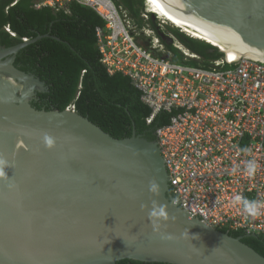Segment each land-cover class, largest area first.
I'll return each instance as SVG.
<instances>
[{
  "label": "water",
  "instance_id": "1",
  "mask_svg": "<svg viewBox=\"0 0 264 264\" xmlns=\"http://www.w3.org/2000/svg\"><path fill=\"white\" fill-rule=\"evenodd\" d=\"M164 1L264 63V0ZM44 37L0 45V155L10 164L0 179V264H264L241 237L174 203L157 141L134 127L116 139L77 112L33 106L46 84L15 62ZM45 134L55 139L51 149ZM153 179L158 196L148 191ZM153 201L169 216L158 230L148 217Z\"/></svg>",
  "mask_w": 264,
  "mask_h": 264
},
{
  "label": "built area",
  "instance_id": "2",
  "mask_svg": "<svg viewBox=\"0 0 264 264\" xmlns=\"http://www.w3.org/2000/svg\"><path fill=\"white\" fill-rule=\"evenodd\" d=\"M108 1L116 16L107 17L89 0H39L34 7L59 12L76 2L96 12L106 22L105 29H97L101 64L110 75L120 73L132 80L142 103L151 109L147 126L167 116V123L153 135L175 202L211 228L264 237V208L251 217L233 203L236 195L264 201V63L243 57L230 60L210 44L224 57L209 68L175 64L155 31L144 28L141 33L149 43L139 44L138 26ZM119 10L131 24L122 21ZM143 18L147 21L148 13ZM167 42L185 63L200 60L172 35ZM68 110L75 112V106ZM251 158L258 169L248 176L244 165Z\"/></svg>",
  "mask_w": 264,
  "mask_h": 264
},
{
  "label": "trees",
  "instance_id": "3",
  "mask_svg": "<svg viewBox=\"0 0 264 264\" xmlns=\"http://www.w3.org/2000/svg\"><path fill=\"white\" fill-rule=\"evenodd\" d=\"M36 1L0 0V45L3 48L17 46L23 39L35 40L48 36L24 48L15 62L17 69L34 75L49 87L48 92L38 93V101L33 106L42 110V105L46 107L47 104L48 111H63L74 104L78 114L87 117L116 139L131 137L135 128L137 134L155 141L154 130L167 123V116L161 115L152 126H147L146 119L151 109L142 103L141 93L132 80L120 73L110 75L100 62L96 31L98 28L104 29L106 22L91 8L76 2L55 12L50 8L36 9ZM111 1L117 8L125 10L140 29L147 26L155 31L172 53L168 59L175 64L209 68L211 62L223 56L209 44L193 39L176 28H168L167 34L151 14L145 21L146 0ZM168 35H172L200 60L185 63L183 55L167 42ZM222 232L233 238L241 237L244 244L264 257V237ZM118 264L166 263L125 260Z\"/></svg>",
  "mask_w": 264,
  "mask_h": 264
},
{
  "label": "bare ground",
  "instance_id": "4",
  "mask_svg": "<svg viewBox=\"0 0 264 264\" xmlns=\"http://www.w3.org/2000/svg\"><path fill=\"white\" fill-rule=\"evenodd\" d=\"M146 1L148 3L149 13L154 14L159 19L172 25L174 28L184 31L189 36L192 35L194 38L200 39L199 41L203 40L209 44H216L220 48L214 44L212 45L219 48L222 52H225L227 56H229L230 60H238L242 58V56L233 51V40L224 38L216 33L196 25L172 9L164 0ZM89 3L97 6L99 11L102 14H105L107 17L117 15L114 5H112V3H110L108 0H89Z\"/></svg>",
  "mask_w": 264,
  "mask_h": 264
},
{
  "label": "clouds",
  "instance_id": "5",
  "mask_svg": "<svg viewBox=\"0 0 264 264\" xmlns=\"http://www.w3.org/2000/svg\"><path fill=\"white\" fill-rule=\"evenodd\" d=\"M147 1H145V12H144V15L148 13V16L149 14H151L155 19L157 18V16H155L154 14L152 13H149L148 12V9H147ZM144 19V18H143ZM158 19V18H157ZM145 20V19H144ZM146 21V20H145ZM106 28V27H105ZM104 28V29H105ZM146 29L148 27H145ZM100 29V28H98ZM177 29V28H176ZM180 30V29H178ZM181 32H183L182 30H180ZM8 32V31H7ZM184 33V32H183ZM96 34H97V31H96ZM185 34V33H184ZM187 35V34H186ZM188 36V35H187ZM190 37V36H189ZM192 38V37H191ZM98 39V38H97ZM28 40V39H27ZM24 41V39H23ZM25 42V41H24ZM205 42V41H203ZM206 43V42H205ZM209 44V43H207ZM210 45V44H209ZM211 46V45H210ZM213 47V46H212ZM215 48V47H213ZM217 49V48H215ZM218 50V49H217ZM221 53V52H220ZM222 54V53H221ZM224 57V54H222ZM221 57V58H222ZM101 60V59H100ZM101 62V61H100ZM103 65V64H102ZM71 106H75L74 104H72ZM70 106V107H71ZM69 108V107H68ZM68 108L66 110H68ZM75 112H76V108H75ZM147 124V123H146ZM139 135V134H138ZM144 136V135H143ZM44 144H45V147L46 148H53L55 146V139L47 134H45L44 136ZM242 151H245L247 152L248 150L247 149H243ZM10 164H9V161L7 159H5L2 155H0V179H7L8 176L7 174L5 173L4 169L9 167ZM257 169H258V163L257 161L254 159V158H251V159H248L245 161V165H244V170L246 172V174L248 176H253L255 175V173L257 172ZM160 185L159 183L153 179L149 182V185H148V191L155 195V196H158L160 194ZM170 193H171V188H170ZM171 197H172V200L175 202V199L174 197L172 196L171 194ZM233 203L236 204V205H239L241 206L242 208V211L247 214L248 216H251V217H256L260 214L261 212V209L264 208V201H258V200H255V199H248V198H245L241 195H236L234 197V200H233ZM177 204V203H176ZM178 205V204H177ZM178 207L180 208V206L178 205ZM148 217L150 219V221L152 222L153 224V227L154 229L158 230L161 226V221H167L169 219V216H168V213L167 211L165 210L164 207H157L156 205V201H153L152 202V210L149 211L148 213ZM191 217V216H190ZM192 218V217H191ZM207 226V225H206ZM209 227V226H208ZM218 231H221L222 230H225V231H229V230H226V229H216ZM229 232H232V231H229ZM228 234V233H226ZM244 234V233H242ZM229 235V234H228ZM246 237H253V238H256L258 236H250V235H246L244 234ZM263 237V236H262ZM167 238H171V237H167Z\"/></svg>",
  "mask_w": 264,
  "mask_h": 264
},
{
  "label": "rangeland",
  "instance_id": "6",
  "mask_svg": "<svg viewBox=\"0 0 264 264\" xmlns=\"http://www.w3.org/2000/svg\"><path fill=\"white\" fill-rule=\"evenodd\" d=\"M37 1H39V0H37ZM147 5V9H149L148 8V3L146 4ZM120 11V10H119ZM125 11V10H124ZM149 12V11H148ZM123 15H126L127 17H128V15H127V13H124L123 11H120V16H121V18H122V21H125V22H129L128 20H130V19H127L126 17H124ZM158 18V17H157ZM156 18V19H157ZM157 21L159 22V24L160 25H162L163 26V31L164 32H166L167 34H168V28H174L172 25H170L169 23H166L165 21H163V20H161V19H157ZM129 24H131L130 22H129ZM168 24V25H167ZM147 27V26H146ZM138 29H139V32H138V34H141V38H139L138 39V43L139 44H141V45H148V43H149V41H146L147 39L146 38H144V35H142V33H141V31L144 29H141L140 30V28L138 27ZM148 29V28H147ZM175 29V28H174ZM184 32V31H183ZM188 35V34H187ZM191 37L193 38V36L191 35ZM203 41V40H202ZM172 42H173V40H172ZM211 44H214V43H211ZM214 45H216V44H214ZM217 46V45H216ZM217 47H219V46H217ZM220 48V47H219Z\"/></svg>",
  "mask_w": 264,
  "mask_h": 264
},
{
  "label": "flooded vegetation",
  "instance_id": "7",
  "mask_svg": "<svg viewBox=\"0 0 264 264\" xmlns=\"http://www.w3.org/2000/svg\"><path fill=\"white\" fill-rule=\"evenodd\" d=\"M46 87H47V89L49 90V87L46 85ZM47 90V91H48ZM37 98H38V96H37ZM45 105V104H44ZM44 105H42V109H46L47 108V104H46V107L44 106Z\"/></svg>",
  "mask_w": 264,
  "mask_h": 264
}]
</instances>
